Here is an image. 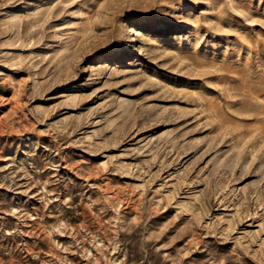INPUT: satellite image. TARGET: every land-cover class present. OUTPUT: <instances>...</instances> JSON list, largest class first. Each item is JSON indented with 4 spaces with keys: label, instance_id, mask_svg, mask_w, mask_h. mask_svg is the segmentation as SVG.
<instances>
[{
    "label": "rangeland",
    "instance_id": "rangeland-1",
    "mask_svg": "<svg viewBox=\"0 0 264 264\" xmlns=\"http://www.w3.org/2000/svg\"><path fill=\"white\" fill-rule=\"evenodd\" d=\"M0 264H264V0H0Z\"/></svg>",
    "mask_w": 264,
    "mask_h": 264
}]
</instances>
